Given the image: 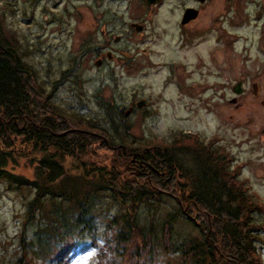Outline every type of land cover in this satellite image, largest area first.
<instances>
[{"label": "rangeland", "instance_id": "rangeland-1", "mask_svg": "<svg viewBox=\"0 0 264 264\" xmlns=\"http://www.w3.org/2000/svg\"><path fill=\"white\" fill-rule=\"evenodd\" d=\"M111 3L116 10H107ZM203 3L157 0L150 9L144 0H0V17L5 35L18 44L11 46L35 68L34 85L50 94L52 110L61 106L115 137L113 127L122 132L129 125L137 142L172 143L176 134L197 135L222 151L236 178L261 200L263 207L253 216L264 222V0ZM188 5L201 7L184 28L179 13ZM238 82L239 93L233 90ZM141 99L146 104L138 106ZM11 141L14 160L8 167L31 180L39 158L34 145L22 133ZM100 143L85 154L65 156L64 164L72 171L83 163L90 169L111 165L113 151ZM190 155L179 151L171 169L189 177L187 171L195 168ZM33 194L29 184L18 187L0 178V264H14L24 255L21 239L31 238L41 221L39 212L32 222L26 218ZM262 239L264 264V233ZM32 250L25 251L28 258ZM85 260L96 264L93 248L79 250L68 264Z\"/></svg>", "mask_w": 264, "mask_h": 264}, {"label": "trees", "instance_id": "trees-1", "mask_svg": "<svg viewBox=\"0 0 264 264\" xmlns=\"http://www.w3.org/2000/svg\"><path fill=\"white\" fill-rule=\"evenodd\" d=\"M4 28L0 17V178L34 189L26 218L32 222L39 212L41 220L31 238L22 237L24 255L14 264H68L89 247L96 264H261L264 222L253 213L263 203L236 178L222 151L195 134H176L172 143L137 142L129 125L122 132L113 127L115 137L61 106L52 110L47 89L34 85L35 68ZM23 124L28 129L21 131ZM18 133L39 155L31 180L8 167ZM96 142L113 151L111 165L83 163L72 171L64 164L65 156L85 154ZM179 151L195 161L189 177L171 169ZM28 250L36 256L28 258Z\"/></svg>", "mask_w": 264, "mask_h": 264}, {"label": "flooded vegetation", "instance_id": "flooded-vegetation-1", "mask_svg": "<svg viewBox=\"0 0 264 264\" xmlns=\"http://www.w3.org/2000/svg\"><path fill=\"white\" fill-rule=\"evenodd\" d=\"M159 1H160V0H159ZM144 2H145V4H146V6H147L148 8H150V9L154 8L155 6H157L156 1H155L154 3H149V4H147L146 0H144ZM198 2H200L201 4H204V3H203L204 0H198ZM116 7H117V5L111 3V5H109V6L106 7V8H107V10L110 11L111 9H114V8H115V10H116V9H117ZM200 7H201V6L197 7V6L188 5V6H186L185 8L182 9V11L179 13V16H180V24H181L182 27L186 28V26H188L189 23H190L191 21H194V20L199 16ZM106 52H107V53H106V57H107V59H109V60L112 59L113 56H114V54L111 53V51H110V52L106 51ZM96 63H97V64H100V63H101V59H98V60L96 61ZM141 100H142V99H141ZM143 100H144V99H143ZM138 101H140V100H138ZM138 101H137V102H138ZM137 102H136V103H137ZM136 103H135V105H136ZM143 104H146V101H145V103H142L141 106H142ZM136 106H137V105H136Z\"/></svg>", "mask_w": 264, "mask_h": 264}, {"label": "water", "instance_id": "water-1", "mask_svg": "<svg viewBox=\"0 0 264 264\" xmlns=\"http://www.w3.org/2000/svg\"><path fill=\"white\" fill-rule=\"evenodd\" d=\"M155 1H157V0H146L147 4L154 3ZM233 90H235V92L239 93L241 91V83L238 82L237 85H236V88L234 87ZM142 103H145V100L142 99V100L138 101L137 102V105L138 106H141Z\"/></svg>", "mask_w": 264, "mask_h": 264}, {"label": "clouds", "instance_id": "clouds-1", "mask_svg": "<svg viewBox=\"0 0 264 264\" xmlns=\"http://www.w3.org/2000/svg\"><path fill=\"white\" fill-rule=\"evenodd\" d=\"M86 260L85 261H81V264H85ZM73 264H77L76 261H73Z\"/></svg>", "mask_w": 264, "mask_h": 264}]
</instances>
